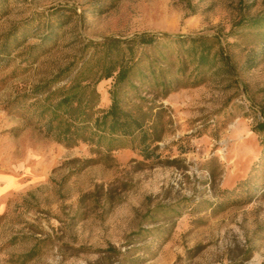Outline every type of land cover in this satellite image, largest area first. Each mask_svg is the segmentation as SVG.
I'll use <instances>...</instances> for the list:
<instances>
[{
	"label": "rangeland",
	"instance_id": "obj_1",
	"mask_svg": "<svg viewBox=\"0 0 264 264\" xmlns=\"http://www.w3.org/2000/svg\"><path fill=\"white\" fill-rule=\"evenodd\" d=\"M52 8L70 19L27 66ZM260 19L264 0H0V264H264V29L241 26ZM144 32L216 35L233 70L163 100L154 159L65 148L11 108L83 41Z\"/></svg>",
	"mask_w": 264,
	"mask_h": 264
},
{
	"label": "trees",
	"instance_id": "obj_2",
	"mask_svg": "<svg viewBox=\"0 0 264 264\" xmlns=\"http://www.w3.org/2000/svg\"><path fill=\"white\" fill-rule=\"evenodd\" d=\"M59 11L52 8L41 14L42 21L34 29L41 31V37L25 54L27 66L61 37L70 17ZM241 26L264 29V19ZM25 28L32 30L30 25ZM14 32L0 37L1 62L10 61ZM232 74L229 57L216 35L144 32L109 37L83 41L79 53L65 66L10 106L26 126L65 148L87 145L92 154H104L107 159L113 151L131 149L147 161L156 157L168 124L163 100L182 88H197L211 77ZM103 81L110 83L107 106L102 105L98 90ZM254 130L264 135V121Z\"/></svg>",
	"mask_w": 264,
	"mask_h": 264
}]
</instances>
